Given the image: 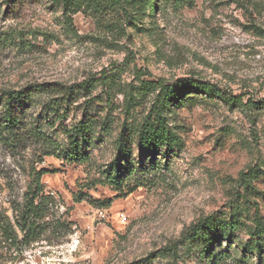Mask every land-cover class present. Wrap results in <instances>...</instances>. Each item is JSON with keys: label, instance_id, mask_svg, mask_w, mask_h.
Here are the masks:
<instances>
[{"label": "rangeland", "instance_id": "rangeland-1", "mask_svg": "<svg viewBox=\"0 0 264 264\" xmlns=\"http://www.w3.org/2000/svg\"><path fill=\"white\" fill-rule=\"evenodd\" d=\"M144 2L142 15L127 17L113 3L65 15L51 0H0V90L59 82L78 91L53 126L45 96L27 106L24 123L45 139L23 131L11 146L0 144V214L14 223V208L39 170L49 201L39 238L8 244L3 264H233L220 254L235 251V243H222L209 258L184 242L182 231L231 209L247 226L254 215L264 220V179H254L255 192L247 194L238 179L249 166L264 170V0ZM179 79L210 83L242 104L192 94L199 98L169 118L182 147L144 172L135 191L115 196L100 171L121 125L136 128L157 82ZM83 113L106 132L100 126L90 135L88 161L68 163L58 155L68 147L63 130ZM246 229L237 237L249 239Z\"/></svg>", "mask_w": 264, "mask_h": 264}, {"label": "trees", "instance_id": "trees-1", "mask_svg": "<svg viewBox=\"0 0 264 264\" xmlns=\"http://www.w3.org/2000/svg\"><path fill=\"white\" fill-rule=\"evenodd\" d=\"M59 5L63 14L89 10L101 12L110 3L119 5L127 17L140 16L145 9L144 0H51ZM156 2L151 5L156 9ZM134 13H128V11ZM68 18V17H67ZM88 89V86L86 88ZM154 100L148 114L134 129L126 124L121 125L114 141V152L110 160L100 171L103 183L111 186L116 192L115 196L124 197L132 193L143 182L144 172L155 170L162 161L169 157L174 148H181L182 139L178 132L170 124L172 112L186 106L190 101L199 97L194 93H204L208 97L215 96L229 106L242 104L241 98L232 95L226 90H221L210 83L199 82L192 79H179L172 85L157 82L154 89ZM76 89L73 86L59 82L28 84L21 88H3L0 90V144L11 146L20 138L21 132H28L31 136L45 139L40 129H30L24 123L22 114L30 105L35 96L43 95L46 101L42 102L43 111L46 115H52L47 122L51 126L56 119L64 118L67 109L76 98ZM90 102V101H89ZM252 102L247 101L246 106ZM261 104V103H259ZM93 116L82 117L68 128H64V136L67 142L66 150L58 155L68 163H84L90 159V153L84 147L87 141H91L90 135L100 126V130L106 132ZM39 128V127H38ZM20 134V135H19ZM136 148V152H134ZM48 154V153H47ZM137 154L136 159L134 155ZM165 158V159H163ZM163 159V160H162ZM165 165V162H164ZM166 166V165H165ZM45 173L39 170L35 173L23 202L18 204L14 211L16 217L14 223L4 214H0V264L4 262L3 250L8 249V244L22 243L29 245L39 238V221L45 216L48 198L45 196L40 184L41 176ZM264 179V170L249 166L239 173L238 179L245 188V192H255L252 185L254 179ZM110 200L101 206L109 205ZM241 212L231 209L230 213L215 216L210 215L192 223L181 233V238L188 245L198 250L199 255L212 257L216 247L225 243L229 249L235 243V251L221 253L222 262L228 261L233 264H250L249 258L256 256L254 264H263L264 256V220L254 215L247 226L241 220ZM16 227V230L15 228ZM247 228L246 234L249 239L243 240L237 237V232ZM17 230L22 233L19 239ZM242 250L239 254L238 250ZM235 255L240 257L235 259ZM217 259V258H216ZM214 259L212 264H216ZM145 262H148L146 259ZM221 263V262H220Z\"/></svg>", "mask_w": 264, "mask_h": 264}, {"label": "built area", "instance_id": "built-area-1", "mask_svg": "<svg viewBox=\"0 0 264 264\" xmlns=\"http://www.w3.org/2000/svg\"><path fill=\"white\" fill-rule=\"evenodd\" d=\"M100 215L103 217L104 216V213L103 211H99Z\"/></svg>", "mask_w": 264, "mask_h": 264}]
</instances>
